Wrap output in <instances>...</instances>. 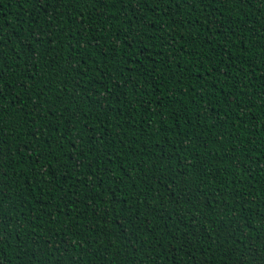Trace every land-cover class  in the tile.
I'll use <instances>...</instances> for the list:
<instances>
[{"label": "trees", "instance_id": "obj_1", "mask_svg": "<svg viewBox=\"0 0 264 264\" xmlns=\"http://www.w3.org/2000/svg\"><path fill=\"white\" fill-rule=\"evenodd\" d=\"M192 8L0 2L2 264H227L264 227V0Z\"/></svg>", "mask_w": 264, "mask_h": 264}, {"label": "snow or ice", "instance_id": "obj_2", "mask_svg": "<svg viewBox=\"0 0 264 264\" xmlns=\"http://www.w3.org/2000/svg\"><path fill=\"white\" fill-rule=\"evenodd\" d=\"M0 2H2V0H0ZM25 2H27V0H25ZM78 2V0H73V3ZM85 3H92V4H99L102 7L107 5V0H84ZM112 4H116V3H125V0H111ZM128 3H131L132 0H127ZM138 3H145L146 0H137ZM162 2H167V0H162ZM186 3L190 4L193 6L192 10H195L194 5L198 4V3H207V4H212V5H223L225 3H234L237 6L240 5H244V4H248L251 3V0H185ZM36 3L39 6H44V3H51V0H36ZM205 11L207 9H204ZM116 16L115 13L112 14V16L109 17V19H114ZM216 18L215 16L212 17V20L207 21V23H213L215 22ZM222 26V25H221ZM210 30V29H209ZM227 35V34H226ZM236 32L233 30V32L231 33V36H235ZM216 33H213V38H215ZM198 38V37H197ZM121 40H117L115 42L114 47L118 48L120 47L121 44ZM142 42V41H141ZM129 47H131V44L128 45ZM6 61H7V65H6ZM80 61L76 62V66H72L69 71L70 72H75L77 76H82V73L79 72L78 70V65H79ZM8 71V59L7 57H4L3 55H0V99L3 98L4 96V88H5V79L4 76L2 75L3 72ZM209 73H212L215 71L214 67H209L208 69ZM226 75V73H225ZM21 88H24L25 91H27V88H31L34 87V85H19ZM79 86V83L77 84V87ZM135 87V85H134ZM9 94H12L11 92ZM41 95H43V90H41ZM127 95V94H125ZM17 96H13V99H17ZM70 101L71 102H74ZM42 106V105H37V107ZM124 107H127V104L124 105ZM16 111H21V109H16ZM80 111H83V109H80ZM72 119H75L77 122L80 121V116L78 113H73V117ZM3 120H4V110L2 107H0V133L3 132ZM32 123H35V119H32ZM70 123V128L69 130H71V122ZM25 126H27V117H25ZM85 127H87V124H85ZM55 130H58L55 129ZM13 132H15V129H13ZM27 134H31L34 135V133H31V129L27 128ZM61 139H66L65 136H61ZM91 139V138H90ZM100 139H103V137H100ZM3 144V138L0 137V145ZM74 146V147H73ZM49 147H51L49 145ZM72 147L75 148L76 145L72 144ZM33 151H35V149H33ZM232 151H235V149H233ZM6 155H10L7 151H5L3 149L2 146H0V181L3 180L4 177L8 176V170H6L4 168V164H3V157ZM48 155L51 156L52 152L49 151ZM39 157H42V153L37 152V156L36 157H31L29 156L28 159H31L33 161V163L35 165H40V159ZM83 162V158H74V164L76 168H79L80 165ZM45 168V170H49L51 169V161H47L46 164L43 166ZM65 167H67V165H65ZM89 167H91V164H89ZM40 176H44L45 172H39L37 173ZM53 175V183H55L56 178L54 173H51ZM188 194V193H186ZM173 195H175V193H173ZM190 195V194H188ZM155 199V197H153ZM177 203L179 201H176ZM189 202H191L189 200ZM257 215L259 214V212L256 213ZM262 219H264V217H262ZM250 223L249 222H245L244 224H240L237 227H233L232 231L230 233H227L226 235V240L231 241V246L225 249V254L227 257V264H264V238L261 237V233H264V227H262L260 229V232H257L256 229L254 228H249ZM193 228H195V223H193L192 225ZM249 231L252 232V235L249 236L248 233ZM75 234V233H74ZM195 234V233H194ZM219 235V234H218ZM172 239H177V237L175 235H172ZM245 241L248 242L247 245H245L244 248L241 247V245L245 244ZM217 243L219 244L221 249L225 248V245L223 243H220V241L218 240ZM191 245L186 241L184 245H181L182 250L185 247H190ZM72 247H77L76 245H72ZM80 247H83V244L80 245ZM205 251H209V249H205ZM233 253H239L240 255L234 260L232 254ZM33 258L35 257V252H33L32 254ZM16 259L18 261H20L22 259V257L20 256V254H17ZM175 259V258H174ZM194 259V258H193ZM3 261V257H0V264H2ZM141 264H143V261L141 262ZM199 264H209V261L206 257H202L201 260L199 261Z\"/></svg>", "mask_w": 264, "mask_h": 264}]
</instances>
